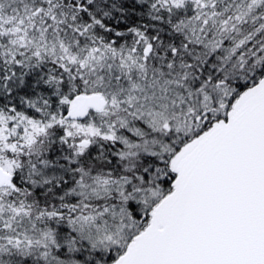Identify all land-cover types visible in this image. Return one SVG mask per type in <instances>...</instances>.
<instances>
[{
	"label": "snow or ice",
	"instance_id": "6c2138e0",
	"mask_svg": "<svg viewBox=\"0 0 264 264\" xmlns=\"http://www.w3.org/2000/svg\"><path fill=\"white\" fill-rule=\"evenodd\" d=\"M0 264H264V0H0Z\"/></svg>",
	"mask_w": 264,
	"mask_h": 264
}]
</instances>
